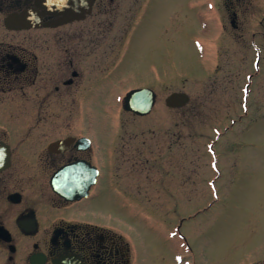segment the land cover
<instances>
[{"label": "rangeland", "instance_id": "obj_1", "mask_svg": "<svg viewBox=\"0 0 264 264\" xmlns=\"http://www.w3.org/2000/svg\"><path fill=\"white\" fill-rule=\"evenodd\" d=\"M135 1L142 7L137 12ZM205 3L123 0L114 6L117 15L109 18L112 30L100 49L125 51V58L116 52L114 61L110 57V65L119 62L110 67V87L104 85L105 98L97 106L103 118L95 115L94 125L120 131L118 140L127 132V148L145 151L140 162L147 167L120 174L122 183L134 184L133 199H116L118 209L102 202L105 209L92 208L89 215L116 225L112 232L130 242L132 264H264V119H249L243 109L247 75L257 73L250 65L251 43L261 44L249 33L244 39H221L219 49L221 31ZM201 12L211 25L200 26ZM260 67L248 112L252 103L264 107V58ZM143 87L157 94L151 114L124 111L122 99ZM172 93L187 94L184 108H167ZM214 143L217 180L209 153ZM215 180L217 196L209 186ZM181 219H186L181 233L191 251L180 237H170Z\"/></svg>", "mask_w": 264, "mask_h": 264}, {"label": "flooded vegetation", "instance_id": "obj_2", "mask_svg": "<svg viewBox=\"0 0 264 264\" xmlns=\"http://www.w3.org/2000/svg\"><path fill=\"white\" fill-rule=\"evenodd\" d=\"M121 2L0 0V264H130L116 225L89 215L133 199L134 184L120 174L137 173L146 159L140 147L127 148V132L118 140L120 131L94 125L119 62L110 65V57L125 58L100 50ZM213 2L219 49L221 39L250 33L264 51V0ZM255 104L246 115L263 120Z\"/></svg>", "mask_w": 264, "mask_h": 264}, {"label": "water", "instance_id": "obj_3", "mask_svg": "<svg viewBox=\"0 0 264 264\" xmlns=\"http://www.w3.org/2000/svg\"><path fill=\"white\" fill-rule=\"evenodd\" d=\"M187 102V97L184 95L173 94L167 100V104L172 107H179ZM152 96L143 91H132L125 99V109L134 111L138 114H146L152 106Z\"/></svg>", "mask_w": 264, "mask_h": 264}]
</instances>
